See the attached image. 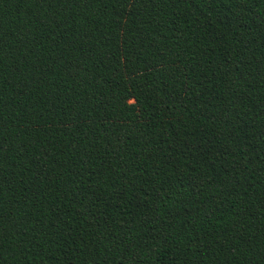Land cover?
<instances>
[{"label":"trees","instance_id":"obj_1","mask_svg":"<svg viewBox=\"0 0 264 264\" xmlns=\"http://www.w3.org/2000/svg\"><path fill=\"white\" fill-rule=\"evenodd\" d=\"M0 264H264V0H0Z\"/></svg>","mask_w":264,"mask_h":264}]
</instances>
